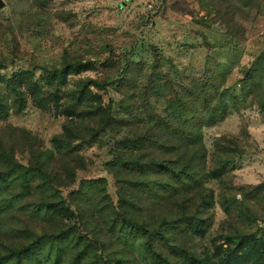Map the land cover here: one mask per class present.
<instances>
[{
    "label": "rangeland",
    "instance_id": "374dc122",
    "mask_svg": "<svg viewBox=\"0 0 264 264\" xmlns=\"http://www.w3.org/2000/svg\"><path fill=\"white\" fill-rule=\"evenodd\" d=\"M2 1L1 264H264V0Z\"/></svg>",
    "mask_w": 264,
    "mask_h": 264
},
{
    "label": "trees",
    "instance_id": "16d2710c",
    "mask_svg": "<svg viewBox=\"0 0 264 264\" xmlns=\"http://www.w3.org/2000/svg\"><path fill=\"white\" fill-rule=\"evenodd\" d=\"M26 252V250L25 249H23V250H21L18 254H17V256H16V259L17 260H20L21 259V254H23V253H25ZM4 258H2V256H0V264L2 263V260H3ZM235 264H237V263H235Z\"/></svg>",
    "mask_w": 264,
    "mask_h": 264
},
{
    "label": "water",
    "instance_id": "95a60500",
    "mask_svg": "<svg viewBox=\"0 0 264 264\" xmlns=\"http://www.w3.org/2000/svg\"><path fill=\"white\" fill-rule=\"evenodd\" d=\"M3 5H4V2L0 0V7H2Z\"/></svg>",
    "mask_w": 264,
    "mask_h": 264
}]
</instances>
